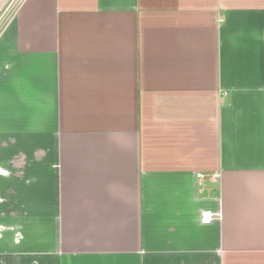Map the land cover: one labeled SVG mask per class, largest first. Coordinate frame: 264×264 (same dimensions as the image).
<instances>
[{
  "label": "crops",
  "instance_id": "0c3cea01",
  "mask_svg": "<svg viewBox=\"0 0 264 264\" xmlns=\"http://www.w3.org/2000/svg\"><path fill=\"white\" fill-rule=\"evenodd\" d=\"M0 264H264V0H25Z\"/></svg>",
  "mask_w": 264,
  "mask_h": 264
},
{
  "label": "built area",
  "instance_id": "2783aa9c",
  "mask_svg": "<svg viewBox=\"0 0 264 264\" xmlns=\"http://www.w3.org/2000/svg\"><path fill=\"white\" fill-rule=\"evenodd\" d=\"M25 2V0H11L10 4L7 6L4 14L0 16V37L2 36L5 27L11 20L12 16L15 15L18 8ZM219 218V214H214L210 211L203 213L201 218V223L204 225H209L214 219Z\"/></svg>",
  "mask_w": 264,
  "mask_h": 264
}]
</instances>
